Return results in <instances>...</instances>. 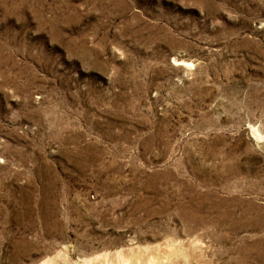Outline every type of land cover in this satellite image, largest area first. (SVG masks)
<instances>
[{
  "label": "rangeland",
  "instance_id": "obj_1",
  "mask_svg": "<svg viewBox=\"0 0 264 264\" xmlns=\"http://www.w3.org/2000/svg\"><path fill=\"white\" fill-rule=\"evenodd\" d=\"M264 264V0H0V264Z\"/></svg>",
  "mask_w": 264,
  "mask_h": 264
},
{
  "label": "bare ground",
  "instance_id": "obj_2",
  "mask_svg": "<svg viewBox=\"0 0 264 264\" xmlns=\"http://www.w3.org/2000/svg\"><path fill=\"white\" fill-rule=\"evenodd\" d=\"M123 262V261H122ZM121 264V263H120ZM122 264H129V263H127L126 261H124Z\"/></svg>",
  "mask_w": 264,
  "mask_h": 264
}]
</instances>
